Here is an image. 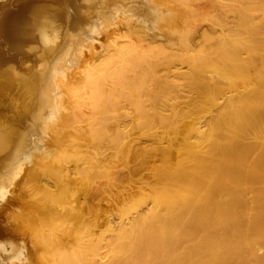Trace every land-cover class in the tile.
<instances>
[{
  "label": "bare ground",
  "instance_id": "6f19581e",
  "mask_svg": "<svg viewBox=\"0 0 264 264\" xmlns=\"http://www.w3.org/2000/svg\"><path fill=\"white\" fill-rule=\"evenodd\" d=\"M30 1L32 0H14L13 2V6L16 9L21 6L24 7L27 15L23 16L22 23L24 25L21 24L20 30H16L15 26L14 28L9 27L7 30L10 35L6 33L9 36L7 48L14 55L23 53V56L27 55L28 51L34 50V54L31 57L32 60L36 59L39 61V67L33 71L28 62L25 66L26 68H24L25 71L20 72L13 68L14 74L5 65L0 67V80L2 81H0V93L8 92L11 89L8 86L17 88L14 93L5 97L6 101L9 102L8 107L11 109L14 107V101L22 96L24 91L29 93L36 84L39 79L38 72H41L46 62L53 57L54 51L62 41V32L64 30L65 21L61 18L60 12L57 10L47 11L46 8L42 7L32 8L26 4ZM59 1L62 0H54V2L61 4ZM94 2L106 4V0H95ZM175 2L178 3V0H175ZM209 2V6L220 4L225 9L234 11L237 19L232 25H228L229 21L226 20V16L225 18L216 16L209 23V28L203 29L202 24L200 26V37H202V40L198 42L199 40L196 41L192 37H190L192 40L188 39L189 34L185 36L184 30L183 32L178 30L180 25L177 28L174 27V25L180 24L179 22L188 21L191 15H185L181 20L175 21L172 16L165 13L166 15L160 18L161 23L158 22L159 26L163 27L166 25L161 28L160 34L165 35V31L167 33L173 29L174 35L181 39L178 46L180 50L172 51L168 48H166L167 50H157L152 46L151 54H142L144 57L141 60L138 58L141 56H138L139 54L135 51V43L132 44L133 36L135 35L138 38L140 36L145 39V37H153V35L149 34L150 31L148 32L149 28L146 22L135 19L132 16H125L119 21H113L115 24L113 31L118 28H124L128 37V40L125 41L127 43L112 44L107 49V52L102 55L101 62L98 64L99 61H97L98 65L93 64L92 68H88L85 79L87 86L100 87L108 84L111 91H114V95L120 94L122 90L125 91L123 99L125 98L130 102L131 100L134 101V104L131 102V105H134L132 107L137 114L136 117L141 119L143 124L147 122L144 127H149L147 126L149 123L150 125L153 124L154 128L152 126H150L152 128H149V131H152L149 132L146 129V132L153 134L154 129L157 131L159 128L161 129L158 137H156L158 143L155 144L154 142L155 146H149V144V148L144 147L143 149L145 153L149 154L154 153L153 151L156 149L159 150L158 154L160 152V155L158 156L160 158L158 160L160 159V161L157 162V165H155L154 161L152 164L155 166L152 167L151 165L152 169L148 171H151L153 175L155 174V176L151 177V175L149 177L151 179L149 181L152 182V179L157 176V180L160 179L162 184L159 182L160 186L152 187L147 192L150 204L146 209L139 213H137V210L136 215L128 219L126 224H124L125 222H121V225L118 224L119 227L117 229L112 230L113 227H110L109 232L111 234L108 241L110 244V247L108 246L109 258H106L107 260L104 262L101 261L103 263L97 264H264V0H209ZM205 3L204 5H206ZM165 10L169 11L168 9ZM158 19L156 18V20ZM108 22L110 23V21ZM171 24L173 27H170ZM105 25L107 26V24ZM167 26H169L168 29ZM206 26L208 25L206 24ZM183 29L186 28L184 27ZM192 33H195V31ZM19 36H23L26 39L19 40L16 38ZM168 39H170L169 36ZM159 46L161 48L162 45L159 43ZM163 46H165L164 43ZM184 50L189 52H184ZM163 56H170L169 59L171 58V60H169V63H174V61L178 60L188 65L189 71L183 72L180 69L183 66L177 67V62L176 65L172 64L173 67L179 68L180 72L176 71V67L174 72L176 71L177 73L175 76L183 79L182 85H180L181 79L179 82L178 78L171 77V74H158L154 71L153 68L159 62L153 63L158 61L157 58L159 59ZM31 57L29 56V58ZM114 57L122 58L120 60L126 65L129 64L134 67L135 73L129 75V71H124L125 69L123 70L120 66L123 71L119 68L113 75L111 83H108L107 78V82L104 78L110 73V63ZM45 59H48V61L45 62ZM155 59L156 61H154ZM152 61L154 62L152 63ZM108 66L110 67L108 68ZM66 76L57 79V84L55 83L51 90L54 94L49 98H45V102L53 103V108L62 106L57 94L58 90L55 88L60 86L67 87L69 95L66 97L72 104L71 106L68 104L70 106L69 110L66 113H62L63 116L65 113L64 125H66L68 120L80 119L84 115L79 91L77 93L71 91L72 86L70 85L73 82H67ZM24 87H26V90L23 91ZM138 87H143L142 91L137 90ZM225 90L226 95L223 96V91ZM83 91L86 93L85 90ZM90 91L92 95L95 93L93 88ZM140 91L144 96V98L142 97L143 99L138 97V93L141 94ZM93 96L88 103L86 118L92 119L98 113L101 118L109 120L110 116L107 115L106 117L108 109L105 99L102 95L100 98L99 95L100 101H98ZM178 96L184 97L186 101L183 102L182 100V102L175 103L176 101L174 102L173 99ZM1 101L2 99H0ZM145 101H148L151 106L152 114L147 111L151 109L146 108ZM18 103V110L22 112L24 110L27 111V106L30 105V102L26 101V96H23ZM212 108L215 109V112L209 118L204 129H201L194 122L193 126L189 125L190 129L183 124L185 119L192 121L197 117L199 118L201 112ZM5 110L0 106L1 116H4ZM204 114L206 115V113ZM124 116L120 118L121 122L118 125L116 124L115 127L114 136L117 138L123 136L122 134L127 129L129 131L128 120ZM59 120L61 121L62 117L58 118ZM64 125L62 126L63 128H60V137H57L62 140L64 138H62ZM136 125L139 126L137 122ZM111 128L113 129V126ZM94 130L96 131L95 127ZM127 135H124V137L126 136V141L128 142ZM155 135L157 134H153L152 137ZM104 136L106 135L104 134ZM17 140L16 129L10 127L7 123L2 124L0 122V154L8 153L10 147ZM124 141V138H122L121 144L125 143ZM59 142L62 141L60 140ZM70 146L68 147L70 150L71 148L75 149ZM78 146L76 147L77 150ZM112 146H115V144H112ZM59 147L60 151H58ZM61 147V144L59 146L58 143V152L55 151L58 159L63 158L66 161L71 155H77L78 151L68 153L66 150L68 151L69 149L66 145L67 149L65 147L61 149ZM94 155L96 156L95 153ZM88 158L89 156H87ZM63 159L62 161H64ZM93 163L90 166L91 168L92 165H97ZM76 167L77 164L74 171L82 170L80 166V168ZM77 171H75L76 174ZM87 174L89 175V172ZM148 175H150V172ZM67 176L65 175V177ZM98 177L100 176L98 175ZM157 180L155 178L153 181ZM80 194H83L82 196L85 195L86 199L93 197L92 191L88 189H84ZM69 201L67 202L68 205L71 203L72 206V202ZM64 204H61L63 208ZM80 230L82 229L80 228ZM80 230L76 231L79 232ZM76 231L72 233L75 239H77L75 234H78ZM82 236L84 238L85 235ZM46 238L45 240L49 241V238ZM77 244L78 250H74L71 253L68 251V253L66 252L67 254L65 252L64 254V250H61V256H55V254L52 255L51 253L49 255L46 254V258L44 257L46 260L43 259L46 261L45 264H84L81 259V250H83V247H87L81 239H78ZM47 248L49 249V246ZM59 250L56 251L58 254ZM88 262H90L89 259Z\"/></svg>",
  "mask_w": 264,
  "mask_h": 264
},
{
  "label": "rangeland",
  "instance_id": "374dc122",
  "mask_svg": "<svg viewBox=\"0 0 264 264\" xmlns=\"http://www.w3.org/2000/svg\"><path fill=\"white\" fill-rule=\"evenodd\" d=\"M94 1L95 0H76L73 2L72 6L75 7L76 16L72 22H70L68 16V24H66V28L64 27L62 32V41L59 47L54 51L53 57L50 61L45 59V62L48 61L46 62L47 66L45 65L41 72H38L39 79L36 84L34 83L35 85L32 87L29 93L24 91L26 90V87H24V94L17 98V100L19 99L18 101L16 100L17 102L14 101V107L12 109L8 107L9 102L6 101L5 97L10 96V94L14 93L17 88L15 86H8L11 88L8 92L5 91L0 93V99H2L0 106L3 107V110L6 109L4 116L0 115V122L2 124L7 123L10 127L16 129L18 136V140L10 147L8 153L0 154V264H45L46 261L43 259L46 258V254L49 255L51 253L52 255L55 254V256H61V250H64L63 253H68V251L71 253L74 250L77 251L78 239L84 241L87 247H83V250H81V259L84 264L103 263L107 260L106 258H109L108 246L110 247V244L108 241L111 234V232H109L111 229L110 227H113L112 230H115L119 227L118 224L121 222H125L124 224H126L128 219L132 218L140 211L146 209L150 204L148 200L149 198L147 197V192L152 187H158L160 186V183L162 184L160 179L157 180V176L155 177L157 181H153L155 178L152 179V182L149 181V177L151 175V177H153L155 174L153 175L151 171H148L160 161V159L158 160V158H160V156H158L160 155V152L158 154L159 150L156 149L153 151L155 155L157 154L155 156L154 153L149 154L146 152V154L143 149L144 147L149 148L151 145L155 146V144L158 143L156 137H158L161 129L159 128L158 131L154 129L153 134L157 135L152 137L153 134L149 133L152 130L149 131V128H152L153 124L150 125L149 123L147 125L149 127H144L147 122L143 124L141 123V119L136 117L137 114L133 110L134 101L131 100V102H133L131 105L129 100H126L125 98L123 99V94H125V91L122 90L120 94L114 95V91H111L108 84L105 86L103 85L104 87H89L85 84L88 68H92V65L97 64V61H99V64L101 62L100 60L102 59L101 57H103L102 55L107 52V49H109L112 44L127 43L125 42L128 40L126 35L127 33L125 34V29L118 28L113 31V28H115L113 21H119L125 16H132L135 19L146 22V25L149 28L148 32L150 31L149 34L153 35V37L148 36L145 37V39H142L139 36V39L134 35L132 42V44L135 43L136 45L135 51L139 54L138 56H141L138 58L142 60V57H144L142 54H151L150 51L152 46L157 50H167L166 48L172 51L180 50V47L178 46L181 39L174 35L173 29L171 31L169 30L167 33L165 31L164 34L166 36L160 34L161 28L166 26H159V23H161L160 18L163 15H170L175 21L181 20L185 15H191L190 19L192 22L189 21V19L186 22H179L180 24L174 25V27L177 28L178 25H180L178 30H182V32L184 30L183 33L186 34L185 36L189 34L188 39L192 40L193 38L196 41L199 40L198 42L202 40V37H200V26H202V24L203 29L209 28V23L216 16H222L223 18L226 16V20L229 21L227 23L228 25H232L235 19H237L236 13L234 11L225 9L224 6L220 4L209 6V0H178V3L175 2V0H106V4H100L99 2ZM59 2L62 6L66 7L67 9L69 8L67 3H65L66 1L62 0ZM204 3L206 5H204ZM200 5H203V9ZM204 7L206 8L204 9ZM165 9H168L169 11H166ZM156 18L159 19L156 20ZM108 21H110V23ZM104 23L107 24V26ZM206 24L208 26H206ZM170 27H173V25L171 24ZM181 27H185L186 29ZM168 28L169 26H167V29ZM194 31L195 33H192ZM168 36L170 39H168ZM159 43L162 45L161 48ZM163 43L165 46H163ZM8 51L9 55L17 57L18 54L14 55L10 49H8ZM184 52L189 51L184 50ZM169 57L170 56H163L162 58H159L160 61L158 58L157 62H154L156 59L152 61V63L154 62L153 64L158 62L163 63H158L156 64L157 66L153 68L156 73L165 75L168 73V75L171 74L170 76L176 79L178 78V76H175L177 75L176 71H179V68H177L178 66H183L180 68L183 70V72L189 71L188 65L186 63H181L178 60L176 61L177 65L175 61L174 63L170 62V64L169 60H171V58L169 59ZM18 58L19 57H17V59ZM120 59L122 58L114 57L110 63L111 67L108 66V68L110 67V73L108 74L109 77L106 75L104 78L105 81L107 78V81H109L108 83H111L110 81L113 80V75H115L119 68L121 71L124 69L126 72L129 71V75H133L135 73L134 67L129 64L126 65V63ZM172 64L177 66H175L177 68L175 72V67H173ZM120 66L123 68V70ZM137 70L140 72L139 69ZM63 76L67 77V82H73L71 83L72 85H70L72 86L71 91L75 93L79 91L84 114L82 117H80V119L77 118L79 120H68L66 125H64L65 113L69 110L68 108H70L72 104L69 102L68 97H66L69 95L67 92V87L60 86L55 88L58 90L57 94L60 100V105L62 106L53 108L54 106L52 102H45V98H49L54 94L51 90L53 89L54 84L57 82V79L59 77L62 78ZM180 79L181 78H178V81L180 82L182 80L180 82V85H182L183 79ZM1 88H3V86H1ZM92 88L95 91V93H93L94 96L90 91ZM142 88L143 87H138L137 90H141ZM83 90H85L86 93H84ZM141 91V94L138 93V97L140 99L142 97L144 98ZM33 92L34 94H32ZM223 92V96H225L226 90ZM99 95L100 98L101 95L103 96L105 103L107 104V109L110 111L109 112L107 110L106 114V117L107 115L110 116L109 120L107 118H101L98 113L96 114V117H92L93 120L90 118L87 119L85 116V114L88 113L87 109L89 106V100L91 101L93 96V98L95 97L96 100L100 101ZM23 96H26V101L30 102V105L27 106V111L24 110L22 112L18 110L19 106L17 103L22 100ZM27 96L29 97L27 98ZM108 97L112 101H110ZM62 98L64 102L62 101ZM182 100L183 102L186 101L182 96H178L177 98L173 99L174 102L176 101L175 103L182 102ZM68 104H70V106ZM145 106L147 109H151L148 101H145ZM20 108H22V106H20ZM147 111L152 114L153 110L151 109ZM63 112H65L64 116L62 114ZM214 112V108L203 111L201 112V115H199V118L197 117L192 121L185 119L183 124L186 126V128L190 129L189 125L193 126L194 122L195 124L199 125L201 129H204L207 126L209 118L214 114ZM56 113L57 115H55ZM204 113H206V115ZM123 116L128 120L127 123L129 131H127V129L126 132L122 134L123 136L117 138L114 136L115 127L116 124L118 125L121 122L120 118ZM61 117L62 120H59V122L58 118ZM105 120L109 122L107 123ZM136 122L139 124V126L136 125ZM132 124L134 125L132 126ZM63 125L65 126L63 130L64 134L61 135L62 138L64 137L63 140L65 141H63L61 138H57L60 137V128H63ZM112 126L114 130L111 128ZM94 127L96 128V131L94 130ZM146 129H148L149 132H146ZM96 134L99 135L97 136ZM104 134L106 136H104ZM124 135H127L128 142L126 141V136L124 137ZM122 138H124L125 143L121 144ZM60 140L62 142H59ZM57 142L59 143V146L61 144L62 147H65V145L67 148L70 145L73 146V148L76 150L72 148L70 150L68 148L69 150H66V152L69 153L71 151H78L77 155H71L66 159V161L63 158L58 159L56 152L60 151V147L58 150ZM139 143L142 144L140 145ZM112 144H115V146H112ZM76 145H79L78 150ZM106 145H108L109 148H107L108 146ZM66 147L65 149H67ZM111 147L112 149L110 150ZM87 156H89L90 159H87ZM62 159L64 161H62ZM154 161L156 163H154L155 165L152 164ZM92 163L97 164L95 166L92 165L93 169L90 167ZM76 164V168L80 166L82 169V172L80 169L78 170L79 172L75 170L77 171V174L74 171ZM47 169L50 170L48 171ZM84 171H86V173H84ZM88 172L89 175L87 174ZM149 172L150 175H148ZM64 174L66 176L67 174L69 175L65 177ZM92 174L93 176H91ZM98 175L100 176L98 177L99 179L97 178ZM56 178H58L59 181L58 179L56 180ZM48 179H51L52 181ZM72 181L73 183H71ZM84 185L85 187H83ZM78 186H80V188H78ZM84 189L92 191L93 197L86 199L84 197L85 195L82 196L84 193H80L83 192ZM56 196L60 197L57 198ZM66 199L72 202V206L71 203L68 205V201ZM74 201L76 202L77 206ZM61 204H64L65 210ZM76 227H80L82 230H80V228L77 229ZM76 230H80L81 232H77ZM74 231L78 233L75 234L77 235V239L73 238L72 236ZM82 235H85L84 238ZM46 237L49 238V241L45 240ZM57 242L58 244H56ZM86 242L88 243L86 244ZM47 246H49V249ZM89 246H92V250ZM57 250H59V254L56 252ZM92 251L94 252V255L92 254ZM88 259L90 262H88Z\"/></svg>",
  "mask_w": 264,
  "mask_h": 264
},
{
  "label": "water",
  "instance_id": "95a60500",
  "mask_svg": "<svg viewBox=\"0 0 264 264\" xmlns=\"http://www.w3.org/2000/svg\"><path fill=\"white\" fill-rule=\"evenodd\" d=\"M67 3L68 9L64 6H62L59 3L54 2V0H32L26 4H28L30 7H42L46 8L47 11L50 10H57L60 12L61 18L65 21L64 27L66 28L67 24V17L69 16L70 22H72L76 16L75 7L72 6L73 2L76 0H64ZM14 0H0V67L5 65L6 68H8L11 72L14 74V69L22 72L25 71L24 68H26V64L30 63L31 70L35 71L39 67V61L36 59L32 60V54H34L33 51H28V54L23 56L22 54H18L17 57L9 55L8 51V39H9V32L7 31L9 27H16V30H20L21 24L24 25L23 22V16L27 15V12L24 11V7H20L19 9H16L13 6ZM24 14V15H23ZM21 21V23H19ZM17 24V25H16ZM19 24V25H18ZM22 31V30H21ZM12 32V30H11ZM9 35L7 36L6 35ZM24 36V35H23ZM23 36L16 37L19 40L26 39ZM31 52V53H29ZM29 56L31 58H29ZM16 58V59H15Z\"/></svg>",
  "mask_w": 264,
  "mask_h": 264
}]
</instances>
